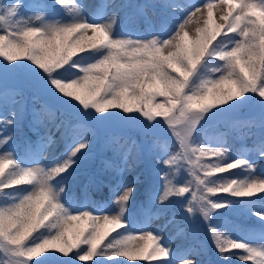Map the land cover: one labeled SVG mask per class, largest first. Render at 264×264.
I'll use <instances>...</instances> for the list:
<instances>
[{
    "label": "snow or ice",
    "instance_id": "6c2138e0",
    "mask_svg": "<svg viewBox=\"0 0 264 264\" xmlns=\"http://www.w3.org/2000/svg\"><path fill=\"white\" fill-rule=\"evenodd\" d=\"M221 5L227 6L226 11L222 8L223 23L213 19L209 0L203 5L207 18L194 35L188 27L201 7L175 4L165 5L181 13L172 27L138 34L116 32L115 17H86L76 0H55L53 5L0 0V79L22 75L101 122L117 119L147 131L166 126L178 150L159 154L158 163L172 170L160 169L161 206L190 193L185 210L208 221L218 264H264V234L252 240L212 225L213 213L240 207L264 227V167L257 174V163L246 154L232 159L226 147L200 142L202 122L246 103L259 106L264 130V0H221ZM56 6L60 11L52 14L66 12L67 18L49 19V9ZM18 95L5 87L3 103H20ZM16 115L13 111L0 118V125L7 126L0 133V264H33L37 257L41 259L35 264H51L49 258L56 256L58 264H125L113 258L174 264L163 237L125 215L134 181L113 185L114 213L98 207L83 210L63 199L89 140L74 136L42 166L8 148L13 135L7 129L15 127ZM256 153L264 161V132ZM185 165L192 179L178 184L170 176ZM238 168L247 172L244 179L221 178ZM180 264L198 261L184 259Z\"/></svg>",
    "mask_w": 264,
    "mask_h": 264
},
{
    "label": "trees",
    "instance_id": "16d2710c",
    "mask_svg": "<svg viewBox=\"0 0 264 264\" xmlns=\"http://www.w3.org/2000/svg\"><path fill=\"white\" fill-rule=\"evenodd\" d=\"M31 1L33 2V0ZM41 2L48 5L55 4V0H41ZM168 4H172L171 0H117L113 13V17H115L114 29L133 15H136V19L145 27L140 17V7L144 6L149 7L157 16L159 24L168 25L172 19L171 15L175 13L165 7ZM60 7L56 6L53 12H59ZM53 12L48 11L49 19L52 17L67 18L66 12L59 15H53ZM2 93L3 90H0V95ZM19 93L20 95L15 96V99L20 103L13 104L10 100L5 105L2 97V104L0 105V118L13 111L17 114L15 127L7 129L13 135L11 148L17 156L28 159L30 148L37 150L38 145L42 143L51 144L52 159L64 150L74 136L83 135L89 140L85 159L67 180L62 197H69L73 194L77 202H83L90 198L97 204L98 201L108 198L117 180H140L138 185L134 187L135 192L129 201L125 215L137 202H148V200L153 199L157 202L153 212L169 225L166 232L168 239L180 237L177 247L189 251L191 258L196 259L198 264H218V256L211 240L208 221L201 215H189L185 210L187 199L191 198V194L187 193L184 197L172 198L171 202L163 206L158 201V193L162 190L163 185L159 175L160 169L164 167L165 171L170 174L172 171L158 163L159 154L162 153L160 152L162 142L160 138L154 139L149 135L144 139L132 135L112 136L114 138L104 136L101 138L100 128L93 123L85 124L80 118L83 113L78 109L51 108L37 97L33 98L32 95L25 96L23 92ZM252 104L254 103L237 106L230 113L223 112L222 114L227 113V115L225 120L219 122L221 131L216 132L213 136H205L199 133L200 142L208 143L211 147H226L232 159L244 158L245 154L247 158H250L249 149L257 146L258 139L262 137V133L258 137L256 134L257 126L260 125L255 124L258 118L253 115L256 113L249 110ZM114 111L118 112L119 110ZM227 119L230 120L229 123L225 122ZM2 127L7 128L6 125H2ZM141 140H144L147 145L146 153L139 148ZM151 140L154 142L153 144H150ZM177 150L178 146L170 145L165 152L172 154ZM208 162L211 161L205 159V163ZM183 169L185 168L181 167L175 176H170V178L175 179L178 184H183L192 179ZM232 173L231 176L224 173L221 178L242 180L247 175L246 171H241L239 168L232 170ZM151 178H155V180ZM149 181L151 185H149ZM190 187L194 188V184ZM257 204H259L258 201ZM218 213V215L213 213L212 225L220 227L222 231L227 229L234 236L238 232H255L264 229L257 218L243 211L240 207L220 209ZM111 235H115V233ZM0 259H3L2 252H0ZM36 259L41 258H34V264ZM49 259L51 264H58L59 262V256ZM113 259L123 260L125 264H133L126 258ZM157 262H153V264ZM79 264H91V262H79ZM108 264H111V261ZM135 264H147V262L136 261ZM233 264H239V261H233Z\"/></svg>",
    "mask_w": 264,
    "mask_h": 264
},
{
    "label": "rangeland",
    "instance_id": "374dc122",
    "mask_svg": "<svg viewBox=\"0 0 264 264\" xmlns=\"http://www.w3.org/2000/svg\"><path fill=\"white\" fill-rule=\"evenodd\" d=\"M4 3H7V0H3ZM21 3L24 4H29L32 1L31 0H20ZM76 2L81 6L82 13L86 17H93L94 15H102L105 20H109L113 17V13L115 10L116 2L117 0H76ZM146 2V1H145ZM173 4L179 5L180 8H187L192 5L200 6L201 7V13L203 14L202 18L200 19L199 25H197L196 20L197 17H201V13H197L195 17H193V22L192 24L189 25L188 31L190 34L194 35L195 34V27L197 26H202L203 25V19L207 18V8L203 7L204 4L209 2V0H171ZM213 3V17L217 23H223V21L220 19L221 15L223 14V11H226L227 6L226 5H221V0H211ZM51 12L55 10L54 9H49ZM181 13L178 11L179 16ZM140 17L143 23L146 25V28H143L141 23L138 22L136 19L135 15L131 16L129 19H125V23L122 24L116 32H121V31H130L133 33H138V34H147V33H159L161 31H166L169 29V27L164 26L161 28L158 25L157 21V16L151 11V9L147 6L140 7ZM175 16V18L177 17ZM50 19H60L59 17H52ZM175 20V19H174ZM174 20L172 21V25L174 23ZM166 38V37H165ZM3 62L0 61V66H2ZM7 87L9 90V93L11 94L13 91L17 92H23L25 96L32 95L33 98L37 97L38 99L42 100L43 103L47 106L49 105L51 108L55 107H61V108H75L72 105H69L65 103L64 101L60 100L56 96L51 95L50 93L42 90L38 86H36L33 83H30L28 78L22 76V75H10L7 80L0 79V90H4V88ZM2 95H0V105L2 104ZM27 98V97H26ZM2 107V106H1ZM254 114L253 116L258 118L255 124L260 125L261 119H262V114L259 109V106L257 104H252L250 109ZM234 108L231 110H228L227 112H233ZM223 113V112H222ZM222 113H217L215 116H212L207 120V122H202V127L199 128V133L205 135V136H213L216 134V132L221 131V127L219 126V122L222 120H225L226 114ZM81 120L85 124H95L100 128V137H112V136H118V135H125V136H135V137H141L144 139V137H147L148 135L151 136V138L154 139H161V147H160V152H165L168 146L170 145H176L174 137L171 136V133L167 131L166 126L158 127L156 129H153L151 131H147L144 129V127L140 124H127L123 123L117 119H112L109 121L101 122L97 119H94L91 115H80ZM225 122L229 123L230 120L227 119ZM225 124V123H224ZM5 130L2 125H0V133H3ZM264 132V130L261 129V127L257 126L256 129V134L257 137ZM114 138V137H112ZM262 137L258 139V143L260 142ZM153 140V139H152ZM150 141V144H153V141ZM257 143V144H258ZM256 144V145H257ZM11 143L8 145V148L11 149L10 147ZM178 146V145H176ZM139 148L141 151L145 152L147 151V145L144 140L140 141ZM52 146L51 144H42L40 143L36 148H31L28 154V159H35L37 163L40 165H46L47 162L51 159L52 156ZM250 151V158L254 160L257 163V174H259V169L261 167H264L263 161L259 158V156L256 153V146H253L249 149ZM146 153V152H145ZM184 171L186 170V165L182 166ZM155 180V178H151ZM140 180H134V187L138 185ZM149 185H151V182L149 181ZM110 200L113 199L112 194L110 192ZM73 202V199L70 198ZM91 201L87 199L84 202L83 209L84 210H91L89 205ZM156 201H153L151 199L149 205L153 208L156 205ZM98 208L101 209H107L109 212L114 213L115 211H118V209L111 203V204H101L98 206ZM96 215L102 216L103 214H106L104 212H95ZM134 223L139 227L142 224H147L148 228L150 230H154L156 233H158L160 236L163 237L164 241L166 244L172 249L173 251V256L171 259L173 260L174 264H180V261L184 259H192L191 254L189 251H181L177 249V246L180 242V237H175L171 239H168V235L166 236V228H168V225L163 227L161 219L158 218L156 215H154L151 211L144 212V214L141 215V221L138 222L137 220L134 221ZM264 234V233H263ZM237 235L252 239V240H259L262 234L260 235H248L244 234L243 232H238ZM143 243V241H141ZM4 258V257H3ZM34 264V263H33ZM159 264V261L156 263Z\"/></svg>",
    "mask_w": 264,
    "mask_h": 264
}]
</instances>
